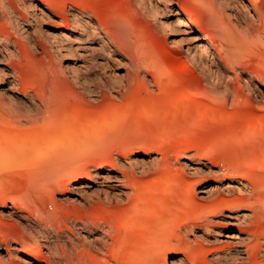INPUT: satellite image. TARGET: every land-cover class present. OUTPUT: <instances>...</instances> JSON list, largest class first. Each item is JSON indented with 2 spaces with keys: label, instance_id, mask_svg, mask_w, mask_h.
<instances>
[{
  "label": "rangeland",
  "instance_id": "rangeland-1",
  "mask_svg": "<svg viewBox=\"0 0 264 264\" xmlns=\"http://www.w3.org/2000/svg\"><path fill=\"white\" fill-rule=\"evenodd\" d=\"M58 1L62 3L63 0ZM136 1H70L72 6L92 13L95 20L101 23L107 22L111 17H118L127 26L131 40L129 45L112 46L119 53L115 61L120 75L124 80L128 74L130 78L129 83L122 86L119 92L107 89L92 96L82 88L78 77L63 66L71 58L78 59L79 62L84 60L90 63L87 71L91 73V78L94 77V70L102 72L106 69L108 51L106 48H99L91 35L74 41L71 48L65 51V56L64 51H55L44 39L42 43L47 50L16 35L17 55L9 57L6 61L8 65L5 63L3 67L14 76L12 77L19 90L17 89L16 99H7L11 102L7 103L18 110L23 106L19 101L21 99L38 101L40 97H46L52 110L43 121L28 124L18 119L11 120L0 104V146L5 148L4 153L0 151V264H26L23 254L29 248H35L34 243L42 246L43 253L49 254L46 235L48 241H53L51 245H58V237L68 247L71 240L78 244L83 242L85 248L91 249L89 252L83 249L85 257L88 261L91 260L89 264H124L141 257L143 259L135 262H230L231 260L216 261L211 255L204 258V251L200 254L197 249L198 239H203V236L220 241L226 238L224 229L221 230L217 225L214 226V231L208 233L204 229V217L210 212L207 213L194 200V194L198 198H205L204 191L199 187L202 184L213 183L215 186L212 193L218 200V190L224 192V198L236 204L238 201L234 200L240 199L237 206H246L250 213V232L264 236V0H259L258 11L254 10L249 0H223V17L240 28L249 25V31L251 30L244 34L246 37L243 41L245 39L246 43L238 41L241 48L240 44L233 45V42L227 43L224 38H220L224 36L221 35L223 31L212 14L218 0H152L166 10L173 4L180 14L188 16L196 24L203 41H212L225 48L238 47L236 49L239 52L231 50L238 52L237 56L232 53V63L228 59L220 66V72H223L221 84L230 87L227 97L223 92H210L212 85L201 68L192 63L163 30L152 25L147 16L150 0H145L143 5ZM24 2L7 0L8 5H12L9 7L19 10L22 15L28 14L30 10L28 2ZM227 6H234L236 14H231L232 11ZM142 8L146 10V14ZM248 27L244 28L248 30ZM1 28L4 31L2 26L0 31ZM224 33L228 36L231 31ZM246 33L248 36L253 33L254 38L251 35V39H248ZM134 62L140 67L137 73ZM2 77L3 71L0 68V97L4 86ZM229 92L239 97L238 102L232 99L233 95ZM140 160L145 161V167L148 166L147 169L144 167V173L139 172L143 163ZM152 161L158 162V165L154 166ZM130 162L135 168L134 174L130 169ZM123 165L137 183L133 185L132 192L145 198L139 204L142 203V206H147L144 209H149L144 211L141 208L143 213L140 212V215L137 212L139 218L135 216L136 222L129 226L137 229L136 231L126 228L118 230L122 217L116 218L114 215L122 205L127 204L133 210L137 204L133 205L126 197H121L119 201L112 200L113 202L104 198L107 185L116 182L106 177V173L118 174V170H111L124 168ZM194 165H201V170L193 171ZM230 178L243 181L246 193H239L237 190L226 192L225 188L231 183L239 184L238 181L232 182ZM73 180H79L81 187L74 189L71 185ZM246 194L248 195L244 197ZM220 200L222 201L221 198ZM148 201L150 205L147 204ZM216 206L214 214L219 212ZM199 207L203 209L199 211L200 214ZM253 207L255 213L251 211ZM201 214L204 216L201 217ZM218 216L214 215L213 218L218 219ZM106 222L113 227L109 245L102 247L95 243V246L100 247L99 250L88 243L87 247L86 241L92 239L94 233H88L82 223ZM156 224L157 227H168H163L166 230L164 234L159 227L158 232L154 230ZM45 226L50 228L45 230ZM34 232L39 235L38 242L33 239ZM155 233H159L160 237ZM26 242L32 244L28 245ZM24 243L26 246L21 245ZM156 243L160 244L157 246ZM187 244L192 248L193 258L183 253V246ZM9 245L17 246L19 251L11 250ZM151 247L155 249L152 250ZM7 248L12 255L9 260L6 257ZM147 249L152 251L147 254ZM95 251H98L101 259L96 257L97 253L94 258L91 252L95 254ZM143 252L148 258H144ZM96 258L99 259L98 263ZM41 263L46 264L43 261Z\"/></svg>",
  "mask_w": 264,
  "mask_h": 264
},
{
  "label": "bare ground",
  "instance_id": "bare-ground-1",
  "mask_svg": "<svg viewBox=\"0 0 264 264\" xmlns=\"http://www.w3.org/2000/svg\"><path fill=\"white\" fill-rule=\"evenodd\" d=\"M24 1H25L24 3L28 2L27 5L30 7V10L28 11V14L22 15V14H20L19 10L11 9L10 7L12 5L11 6L8 5L7 0H0V20H1L0 23L3 24V25L0 24V26H2L4 29V31H3L1 28V30L3 32L0 31V66H2L0 68L3 71V77L2 78L4 79V82L2 81L4 86H2V94H1L2 96L0 97V104L3 106V109H5V111H7V115L9 116V118L11 120L14 119L13 121H15V120L17 121V119H18L19 121H24V122H27L28 124H29V122L34 123V122H38L39 120L43 121V119H46V117L51 113V110H52V106L50 104V101L46 97H40L38 99V101L21 99L19 101L21 102V104L23 106L18 110H16L14 107H12V106H10V104H8L10 101H12V99H16L15 95L18 92L17 89L19 87L17 88L16 80H15V78H13L14 76L11 75V72H9V70L6 67H3V65H5L6 61L9 59V57L12 58L11 56L17 55L16 49L18 47L15 48V42L17 39L16 35L17 36H19V35L23 36L28 41L32 42V44H34L36 47L42 48V50L46 48V45H44L42 43L43 41H45L46 44L50 48L55 49V51L60 52V53L64 51V56H65V51L66 50L68 51V49L71 48L74 41L84 39L85 36L91 35L92 40L95 42V44L98 45L99 48H101V49L106 48L108 51L107 52V54H108L107 58L105 59V68L106 69L102 72L98 69L94 70V72H93L94 77L91 78V76H90L91 73L89 71H87L88 68L90 67L89 66L90 63H88L84 60H80L81 62H79L78 59L71 58V60L66 61L63 66H65L69 72L73 73L74 76L76 75L78 77V79L81 81L82 88L85 89L86 92H88L92 96L93 95L95 96L98 93H101L102 91L107 90V89H109L111 91L116 90L119 92L120 88L122 86H125L129 83V81H130L129 80L130 79L129 74L125 78L126 80H124L118 71L119 66H117V61H115L116 55L119 54V53H117V51H115V46L127 47L129 45V43L131 42V40L128 36V28L120 18H118V17L112 18L111 17V19L110 18L107 19L108 20L107 22L101 23V22L95 20L93 14L88 12L86 9H84V8L79 9V8L75 7V5H73L74 6L73 7L71 5L72 3L70 2L71 0H63L62 3L58 0L57 1L53 0V2L51 0H24ZM66 1L67 2L69 1L68 4ZM137 1H139V3L141 5H143V3H145V0H137ZM225 1L218 0V4L215 5L214 11L212 10L214 8V3L212 6L213 8L211 9V11H213L212 14H213V18H214L215 22L217 23L218 26H220L222 28L220 30L223 31V34L219 33V35L220 34L224 35L223 37H220V38L221 39L224 38L223 40H226L227 43L233 42L232 43L233 45H235V43L238 44V41L240 42L241 40H242V43L244 44V43H246L245 39L243 41V38L246 37L244 34H245V32L249 31V29H250L248 27L249 25H245L246 27H248V30H247V28H244L245 26L244 27L242 26V28H240V27L236 26L233 23V21H232L233 24H231L229 21H227L222 15V12L224 10L223 5H225ZM249 1L252 4L254 10L258 11L259 0H249ZM226 4L228 5V3H226ZM138 7H139V4H138ZM145 7L146 6H144L143 8L145 9ZM233 7L227 6V8L230 11H232L231 14H236ZM167 8H168V10H166L164 7L159 5L156 1L152 2V0H150L149 10L147 7H146V9L148 10L147 16L150 18L152 25L158 29L163 30L165 35H167L169 38H171V41L173 43L178 45V47L188 57V59L192 63H194L196 66L201 68V70L204 72L203 75H205V77L207 78V81H209L210 85H212L211 90L209 89L210 92H212L214 94L215 93L217 94V92H218V94H219V92H223V93H225V95L227 97V94H228L230 87L228 86L229 87L228 88L223 82H222L223 84H221V81H222V74L221 73H223V72H220L221 71L220 66H221V63L225 60L229 59L228 61L231 62V59L233 58L232 53L233 54L235 53V55L237 56L236 53H238L239 50L236 48H238V47H234V46L229 47L227 45L228 47L225 48V46H220L219 44L214 43L212 41H207V42L203 41L204 38L199 33V29L197 28L194 21L192 22V20L188 16L180 14V12L175 8V6H173V4ZM144 9H143V11L146 14V12H145L146 10H144ZM235 9H237V7H235ZM225 28L226 29L229 28V30L228 29L225 30ZM224 31H226V34L230 31H231V33L228 36L227 35L225 36ZM250 32H251V30L249 31V33ZM246 35H247V33H246ZM250 36L247 35L248 39ZM252 37L254 38V35H252ZM42 39H44V40L42 41ZM248 39L246 38V40H248ZM250 39H251V37H250ZM235 41H237V42H235ZM113 45H115V46L112 47ZM240 46H242V45L240 44L239 48H241ZM223 47L226 50H224ZM232 49L235 51L238 50V52H235V51L231 52ZM46 50H47V48H46ZM235 59H233V60H235ZM9 62H13V61H9ZM231 63L229 65H231ZM233 64H234V62H233ZM134 69H135V73L139 72L138 70L140 69V67L137 65L136 62H134ZM226 75H227V73H226ZM18 84H19V82H18ZM229 93H232V92H229ZM231 96H232L233 100L238 102V98H239L238 96H235V94H233V93L231 94ZM7 99H11V100L8 102ZM1 112H3V111L1 110ZM1 115H3V114H1ZM1 139L2 138H0V140ZM0 143L2 144V140ZM29 143H31V142H29ZM0 148H1L0 151L2 150L1 152L4 153L3 151H5L4 150L5 148H3L2 146H0ZM153 159L154 158L152 157V160ZM140 161H142V160H140ZM142 162H143V163H141L142 169H140L139 172L144 173L147 169L146 167H148V166L145 167V163H144L145 161L144 160ZM151 163L154 166L158 165V162H156V161H152ZM131 164L132 163L130 162V169L133 172V169H135V168H133V166ZM153 165H151V166L153 167ZM125 167L126 166H124V168L118 167L117 169L114 168V170H111V171H115V170L117 171L118 170V174H117V172L116 173L115 172L114 173H112V172L106 173V177L112 178L116 182H114V184H108L107 185L108 190H105L104 198H105V200L111 202L112 200L119 201V200H121V197L122 198L126 197L129 199V201L131 200L130 203L132 202L133 205L135 203L137 204V207L134 206L135 208L133 207V210H130V206L127 204H125L126 206L122 205L118 210H116V214L114 215V217H116V218L122 217L120 226L117 228L118 230L123 229V228L134 230L132 227H129V226H131L133 224V222H136L134 219L135 216H137L139 218V216L136 215L137 212H139V215H140V212H142L141 208H143V210L145 211L147 209H144V207H147V206L144 205L146 203H143L144 206H142V203L139 204L140 202L144 201L145 198H141L143 196H141V197L137 196V194H134L132 192L133 191V185L136 183V181H135V179L134 180L132 179L133 176L131 174H128V171H127L128 169H125ZM200 168H201V165L200 166L194 165V167H193L194 170L193 169L192 170L193 171H199V170H201ZM236 173H239V172H236ZM133 174H134V172H133ZM240 174H242V173H239V175ZM245 176L247 177V175H245ZM230 179H232L231 180L232 182L238 181L239 184L236 183L237 185L236 184L233 185V183H231L230 185H228L225 188L226 192L237 190L239 193H246L247 188H246L245 183L243 181H241L240 179L237 180V178H230ZM133 181H135V182H133ZM71 183H72L71 185H72V187H74V189L81 187L79 180H73ZM190 186H191V184H190ZM213 186H215V185H213V183L212 184H204V185L202 184L201 186H199L200 190L204 191L206 196H205V198L204 197L198 198L194 194V200H197L198 203L200 204V206H202L207 213L210 212L208 214L206 213L207 215L204 217L205 218V224H204L205 228L204 229L207 231V233L214 231L215 230L214 226L217 225V226H219V228L221 230L224 229V231H225L224 236L226 238L223 241L217 240V238L216 239L214 238V240H209V239H206L205 236H203L204 238L201 240L198 239L199 241H198L197 249L200 251V254H202V251H204L205 256H203L204 255L203 254L202 257L206 258L207 255H211L212 259H214L216 261L231 260L230 262H222L220 264H264V236L261 233H260V235H256V234L254 235L250 232L249 224L251 223L252 220H250V213L247 211L248 210L247 207L243 206V205L237 206V204L239 202H241L240 199L234 200V201H238V203L236 204V202L234 203V202H232V200H227L226 198H224L225 195H224V192L222 190L217 191V195L222 199V201L220 200V198L218 200L217 196H213L214 195L212 193L213 188H214ZM253 187H255V186H253ZM257 190H258V188H257ZM34 193H36V192H34ZM248 194L243 195V196L246 197ZM234 196H231V197H234ZM235 197H238V196H235ZM255 197H257V196L255 195ZM247 198H245V199H247ZM249 198H251V197H249ZM263 198H264V196H263ZM31 199H32V197H31ZM247 202H248V200H247ZM252 202H253V200H252ZM260 203L261 202L259 201V204ZM118 204L121 205V203H118ZM147 204L150 205L149 201L147 202ZM35 205H36V203H35ZM216 205H218L219 207H217ZM215 206L217 209H219L218 214H214L215 213L214 212ZM253 206H255V205H253ZM202 207L201 208L199 207L198 213L200 210L203 211ZM32 208L34 209V207H32ZM35 208H37V207L35 206ZM113 208H114V206H113ZM38 210H40V209L38 208ZM211 211H213V213H211ZM251 211L253 213L256 212L254 207H253V209H251ZM33 212L35 213V211H33ZM39 215L40 214H38V216ZM47 215H48V213H47ZM160 215L161 214H159V216ZM214 215L215 216L219 215L218 219H216V217L213 218ZM48 216H45V218L46 217L49 218ZM203 216L204 215H202L201 217H203ZM34 217L35 216H33V218ZM161 217H163V216H161ZM50 220H52V219H50ZM45 221H44V223H45ZM152 221H151V223H152ZM169 221H171V220H169ZM143 222H145V220ZM164 223H165V221H164ZM82 224H83V227H85L87 229L88 233H90V234L94 233V237H91L92 239L87 240L86 245L88 243L89 245L94 246L95 249H97V250H99V248H100L98 246H102V247L104 246L105 247L106 245H109L108 240L112 239V237H113V235H112L113 229L111 231V228H113V227H111L110 223L106 222V223H93V224L92 223L91 224L82 223ZM23 225H24V223H23ZM38 225H40V224H38ZM47 225H48V223H47ZM117 225H118V223H117ZM152 225H153V223H152ZM152 225H150V226H152ZM66 226H67V223H66ZM167 226H168V223H167ZM167 226L165 227L162 225L161 227L162 228L163 227L168 228ZM35 227H37V226H35ZM48 227L49 226H45V230ZM158 227L156 224V228L154 229V230H156V232L159 231V229H157ZM161 227H159L160 231H162V233L164 234V231H166V230H165V228L162 229ZM37 228H36V230H37ZM152 228H154V227H152ZM67 229H68V227H67ZM45 230H42V231H44L46 233ZM70 230H72V229H70ZM118 230H116V231H118ZM136 230H134V231H136ZM128 231H130V230H128ZM150 232H153V231H150ZM115 233L118 234V232H115ZM140 233L143 234V232H140ZM159 233H161V232H159ZM159 233H158V235L156 233L155 234L157 236H159ZM145 234L147 235V233H145ZM185 234H186V232H185ZM127 235L128 234H126V236ZM32 236H34L33 239L37 240L39 235L37 236V234H35V232H34V235L32 234ZM47 236L48 235H46V237ZM115 236H117V235H115ZM131 236H133V234ZM131 236L129 235V237H131ZM141 236L144 239L146 238V236L145 237L143 235H141ZM183 236H184V234H183ZM43 237H41V238H43ZM46 237H45V240H46V244L48 245L47 247H48L49 254L43 253L44 250L41 249L42 246L40 247V244L34 243L33 245H36L35 248L32 246L33 248H29L27 250V252H24V254H23V259H24V261H26V264H43V263H41V261L45 262L46 264H89V261H91V260L88 261L87 257H85V254H84L85 249L88 252L91 249L88 250V248H85V246H84L85 244L83 242L80 241L81 243L78 244V243H76L70 239L71 240L70 241V247H68L64 243L60 242L58 239L60 237H58L57 238V240H58L57 244L58 245H51V243L53 241L52 240H51L52 242L48 241L46 239ZM135 237H137V236H134V238ZM22 238H24V237H22ZM119 238H121V234H120ZM25 239H24V241H27ZM36 240H35V242H36ZM55 241H56V239H55ZM37 242H38V240H37ZM30 243L31 242H29V244ZM95 243H98L99 245L95 246ZM159 244H157V246ZM21 245H25V243L21 244ZM56 246H58V247H56ZM157 246L155 248H157ZM185 246H183V249L185 248L183 250L184 255L187 257L190 255L189 258L190 257L193 258V256H192L193 253H191L192 248H190L191 247L190 244H187ZM10 247H12L11 250L19 251V248L15 245L10 246ZM87 247H88V245H87ZM160 247H162V246H160ZM155 248H153V249H155ZM151 249H152V247H151ZM7 250H8V255L6 257H7V260H9L12 258V255L10 254L11 252L9 253L8 248H7ZM112 250H113V248H112ZM157 250H159V249H157ZM151 251H149L147 249V254ZM188 251L191 254H189ZM144 252H145V250H144ZM144 252H143L144 258L145 257L148 258L147 256H145L146 253H144ZM96 253L98 254L97 256H96ZM112 253H113V251H112ZM158 253L159 252H157V254ZM197 253H196V255H197ZM91 254L94 255V258H95V256L100 258L98 251L97 252L95 251V254L91 252ZM13 255H15V254H13ZM152 257L153 256L151 255V258ZM98 258H96L97 263L99 262ZM2 259H3V257H2ZM119 259H121L120 256H119ZM136 259H138V258H136ZM141 259H143V257H141ZM141 259H139V260H141ZM139 260H135V261L139 262ZM194 260H196V259H194ZM205 260H207V259H205ZM5 261H6V259H5ZM5 261H3V262H5ZM101 261H104V260H101ZM135 261L134 262L128 261L124 264H142L141 262L137 263ZM208 261H209V258H208ZM10 263H12V262H10ZM100 263H102V262H100ZM100 263H98V264H100ZM120 263H122V262H120ZM5 264H7V262ZM8 264H9V262H8ZM90 264H91V262H90ZM143 264H156V261L153 260L152 262L143 263Z\"/></svg>",
  "mask_w": 264,
  "mask_h": 264
}]
</instances>
